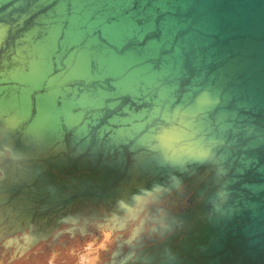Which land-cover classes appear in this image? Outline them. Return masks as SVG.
<instances>
[{"label": "water", "instance_id": "1", "mask_svg": "<svg viewBox=\"0 0 264 264\" xmlns=\"http://www.w3.org/2000/svg\"><path fill=\"white\" fill-rule=\"evenodd\" d=\"M127 219L121 264H264V0H0V237Z\"/></svg>", "mask_w": 264, "mask_h": 264}, {"label": "flooded vegetation", "instance_id": "2", "mask_svg": "<svg viewBox=\"0 0 264 264\" xmlns=\"http://www.w3.org/2000/svg\"><path fill=\"white\" fill-rule=\"evenodd\" d=\"M95 236V235H94ZM86 238L79 234L71 236L70 234H63L57 239L44 241L37 244L28 250L23 256L18 257L14 261H10L13 255V248L7 252L3 247V241L0 242V264H16L21 260H30L40 255H60L64 250L75 248L82 243ZM115 238V236H112ZM86 243V252L79 257L78 264H121L127 253L123 252L124 242L126 239H89ZM120 251L119 256L113 257L115 252ZM55 257V256H53Z\"/></svg>", "mask_w": 264, "mask_h": 264}, {"label": "bare ground", "instance_id": "3", "mask_svg": "<svg viewBox=\"0 0 264 264\" xmlns=\"http://www.w3.org/2000/svg\"><path fill=\"white\" fill-rule=\"evenodd\" d=\"M134 222H135V220H132V219L128 220L127 219V221L125 223V227L120 228V229L117 227L118 221L114 225H113V223L111 221H109L107 223H103L101 225H100V222H99L100 226H99L98 229L96 228L95 224H89V225H87V227H88L89 230H92V231H95V232L98 233V238L97 239H102V236L105 239H109V238H111V239H126L127 237H129L128 234H130V231L132 229V225L134 224ZM62 228L63 227L57 228L58 230L54 229L53 232L50 234V239L51 240L57 239V238H54V236L57 233V231H59V229H62ZM23 235H26L28 238L30 237V234H29V232L27 230L23 231L21 235L16 234V235L8 236V237L7 236L0 237V242L3 241V243H4L3 247H4V249L7 252H9V249L13 248V255H12L10 261H14V260L18 259V257L23 256L28 250H30L31 248H33L37 244L44 242V241H38L36 243V245H34L33 247H29L28 244L30 243V241L32 239H23V237H24ZM112 236H115V238H112ZM14 237L17 238V239H15L16 242L14 241ZM129 238L132 239L133 242L135 241V238H133L132 236H130ZM8 239L11 240L10 244L7 243ZM91 239H95V238L92 237ZM48 240H46V241H48Z\"/></svg>", "mask_w": 264, "mask_h": 264}, {"label": "rangeland", "instance_id": "4", "mask_svg": "<svg viewBox=\"0 0 264 264\" xmlns=\"http://www.w3.org/2000/svg\"><path fill=\"white\" fill-rule=\"evenodd\" d=\"M89 239L91 238H86L87 241L84 240L75 248L64 250L60 255H40L30 260H21L16 264H78L79 257L86 252V243L90 241Z\"/></svg>", "mask_w": 264, "mask_h": 264}]
</instances>
